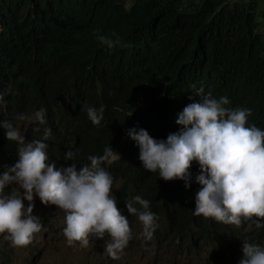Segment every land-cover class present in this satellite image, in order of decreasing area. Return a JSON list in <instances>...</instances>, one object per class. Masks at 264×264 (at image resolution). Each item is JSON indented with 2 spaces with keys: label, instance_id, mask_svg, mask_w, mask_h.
Here are the masks:
<instances>
[{
  "label": "trees",
  "instance_id": "trees-1",
  "mask_svg": "<svg viewBox=\"0 0 264 264\" xmlns=\"http://www.w3.org/2000/svg\"><path fill=\"white\" fill-rule=\"evenodd\" d=\"M260 7L258 0H0V121L43 109L46 122H33L26 134L40 137L50 128L49 155L60 164L71 162L69 148L84 161L105 147H122L123 158L111 166L115 184L121 182L117 194L151 200L161 219L154 238L170 248L214 246L228 233L235 246L247 240L264 247L255 216L229 227L194 215L196 194L145 171L126 143L128 131L139 127L158 140L178 134L179 114L202 102L195 93L201 88L216 99L226 96L227 108L250 110L246 126L264 131ZM102 105L104 121L96 126L84 108ZM0 147V158L11 161L16 142L3 128ZM218 257L213 250L211 258ZM204 264L216 263L204 258Z\"/></svg>",
  "mask_w": 264,
  "mask_h": 264
},
{
  "label": "clouds",
  "instance_id": "clouds-1",
  "mask_svg": "<svg viewBox=\"0 0 264 264\" xmlns=\"http://www.w3.org/2000/svg\"><path fill=\"white\" fill-rule=\"evenodd\" d=\"M97 38L109 48L114 46L108 37ZM195 93L202 102L187 105L179 114L177 123L183 128L178 134L158 140L151 129L139 127L128 131L126 143L145 171L159 172L165 181L175 180L183 190L196 194L194 215L229 227H240L242 220L255 216L256 226H264L258 221L264 220V131L246 126L250 110L225 107L230 103L226 96L204 95L203 88ZM84 111L94 125H102L103 105L85 106ZM13 120L0 121L7 140L16 142L12 160L0 171V234L6 233L12 246L29 245L43 227L33 214L36 196L64 212L63 234L69 246L79 243L86 248L90 238L107 235L105 253L119 260L134 228L145 241L155 240L161 219L151 200L140 194H117L121 182L115 184L111 166L123 158L122 147H105L84 161L75 160L69 148L65 158L71 162L60 164L49 155L50 128L40 137H28L18 126L19 122L44 124L43 109L16 114ZM32 130L40 132L39 127ZM9 186L14 187L4 195ZM236 256L239 264H264V247L240 240L237 246L234 243L232 260Z\"/></svg>",
  "mask_w": 264,
  "mask_h": 264
},
{
  "label": "rangeland",
  "instance_id": "rangeland-1",
  "mask_svg": "<svg viewBox=\"0 0 264 264\" xmlns=\"http://www.w3.org/2000/svg\"><path fill=\"white\" fill-rule=\"evenodd\" d=\"M233 1L246 4L249 0ZM258 1L261 5L259 14H262L264 1ZM18 126L24 135L30 124L19 122ZM1 151L0 147V153ZM6 162L4 157L0 158V171ZM118 186L121 187V183ZM12 187L14 186L6 187L3 194H10ZM34 203L33 214L40 218L43 226L41 231L34 235L32 243L24 247L12 246L11 242L5 239L7 234H0V248L6 246L10 249L7 254L0 253V264H204V258H210L216 264H239V256L233 260L231 258L235 239L230 233L227 234V239L217 242L214 246L191 242L187 244L189 250L178 251L170 248L165 238L145 241L140 235V230L136 228L132 230V239L120 259L113 260L105 253L104 248L105 240L110 239L109 236L106 235L104 239L90 238V244L86 248H81L79 243L69 246L63 234L64 212L55 205H44L38 196L35 197ZM24 204L27 207L29 202L25 200ZM213 250L219 253L216 260L211 258Z\"/></svg>",
  "mask_w": 264,
  "mask_h": 264
},
{
  "label": "bare ground",
  "instance_id": "bare-ground-1",
  "mask_svg": "<svg viewBox=\"0 0 264 264\" xmlns=\"http://www.w3.org/2000/svg\"><path fill=\"white\" fill-rule=\"evenodd\" d=\"M26 132H27V131L25 130V131H24V135L26 134Z\"/></svg>",
  "mask_w": 264,
  "mask_h": 264
}]
</instances>
